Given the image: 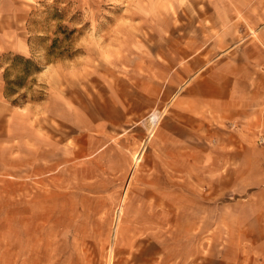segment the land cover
Here are the masks:
<instances>
[{
    "label": "crops",
    "instance_id": "0c3cea01",
    "mask_svg": "<svg viewBox=\"0 0 264 264\" xmlns=\"http://www.w3.org/2000/svg\"><path fill=\"white\" fill-rule=\"evenodd\" d=\"M206 9L190 30L173 18L164 46L142 44L110 74L11 104L1 72L26 57L23 2L0 0V226L20 208L41 217L32 231L48 238L32 241L29 264H87L56 250L86 240L56 236L108 226L122 212L118 186H86L117 185L129 168L119 249L146 236L151 245L159 232V264H264V0H207ZM11 254L0 244V264H13ZM117 258L151 264L152 252Z\"/></svg>",
    "mask_w": 264,
    "mask_h": 264
},
{
    "label": "rangeland",
    "instance_id": "374dc122",
    "mask_svg": "<svg viewBox=\"0 0 264 264\" xmlns=\"http://www.w3.org/2000/svg\"><path fill=\"white\" fill-rule=\"evenodd\" d=\"M21 1L24 17L23 52L26 57H12L8 61L10 64L1 72L5 97L11 104L38 100L48 92L45 87L53 83L57 90H62L60 86L64 82L71 87H78L80 79L83 82L93 80L95 73L99 72L110 74L112 65L124 61L128 52L136 51L142 44L145 43L151 49L164 46L160 34L173 22V18L177 24L184 22L186 30H190L193 23L203 17L204 12L207 13V0ZM194 32L201 33L198 29ZM129 172L130 168L117 185L111 182L110 177L88 183L86 190L94 192L116 191L118 186L122 212L113 214L108 226H96L91 221L93 218L88 217V228L92 223V230L90 228L79 233L68 231L65 236H56V239L81 238L86 240V244L78 249L56 250L75 251L85 258L87 264H116L118 255L132 256L151 251V264H159L161 253L158 247H154V244L159 243V232L151 233V245L145 243L148 242L147 236L136 238V245L129 249H119L112 242L118 234L119 229L116 228L121 223L124 207L134 187V176L128 181ZM28 191H31L30 188ZM24 202L27 204L30 199ZM12 212L5 217L4 229L1 222L0 244L8 246L13 264H29L34 250L30 244L38 238L47 239L48 235L32 231L41 217L32 216L26 208ZM129 261H132V257ZM176 261L171 257L167 264H180Z\"/></svg>",
    "mask_w": 264,
    "mask_h": 264
},
{
    "label": "bare ground",
    "instance_id": "6f19581e",
    "mask_svg": "<svg viewBox=\"0 0 264 264\" xmlns=\"http://www.w3.org/2000/svg\"><path fill=\"white\" fill-rule=\"evenodd\" d=\"M149 121V120H148ZM154 122L155 121H153V120H151V121H149V122H147V127L146 128H148V130L150 131H152V129H153V127H154ZM139 159V158H138ZM138 161V160H137ZM135 163H136V159H135ZM125 193V192H124ZM122 200V199H121ZM122 202V201H121ZM124 202V201H123ZM120 214V213H119Z\"/></svg>",
    "mask_w": 264,
    "mask_h": 264
},
{
    "label": "built area",
    "instance_id": "2783aa9c",
    "mask_svg": "<svg viewBox=\"0 0 264 264\" xmlns=\"http://www.w3.org/2000/svg\"><path fill=\"white\" fill-rule=\"evenodd\" d=\"M258 142L259 143L264 142V135H259Z\"/></svg>",
    "mask_w": 264,
    "mask_h": 264
},
{
    "label": "trees",
    "instance_id": "16d2710c",
    "mask_svg": "<svg viewBox=\"0 0 264 264\" xmlns=\"http://www.w3.org/2000/svg\"><path fill=\"white\" fill-rule=\"evenodd\" d=\"M15 57H16V59H22V58H24L25 56H22V55H19V54H18V55H16Z\"/></svg>",
    "mask_w": 264,
    "mask_h": 264
}]
</instances>
